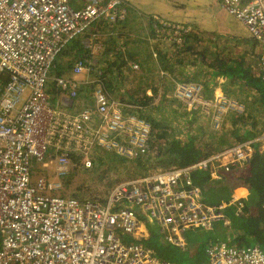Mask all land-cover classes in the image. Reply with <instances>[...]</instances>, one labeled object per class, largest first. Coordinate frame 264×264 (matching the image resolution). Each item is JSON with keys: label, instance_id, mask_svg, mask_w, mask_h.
I'll use <instances>...</instances> for the list:
<instances>
[{"label": "built area", "instance_id": "1", "mask_svg": "<svg viewBox=\"0 0 264 264\" xmlns=\"http://www.w3.org/2000/svg\"><path fill=\"white\" fill-rule=\"evenodd\" d=\"M129 2L0 0V264H171L145 250L151 221L159 225L164 242L183 249L187 229L209 230L220 221L232 229V219L224 212L231 203L236 204L235 216L242 213V196L219 205L202 202L192 172L218 160L224 163L220 167L246 165L253 144L264 140V130L191 165L120 181L104 203L51 196L48 191L60 185L56 180L40 178L31 184V161L43 159L48 149L59 176L66 175L74 156L90 168L98 150L131 161L148 151L151 122L139 114L141 106L107 93L103 73L90 81L94 107L67 113L47 103L46 83L56 56L97 21L123 20ZM220 5L261 45L257 77L264 83V0H220ZM152 19L158 24L156 35L166 42L184 41L191 31L190 24ZM72 70H88L86 60H76ZM159 76L173 81L171 95L178 102L201 107L213 130L225 112L240 115L246 109L242 100L220 89L218 83L225 81L221 76L205 85L176 81L164 70ZM54 85L64 99L80 90L63 76H57ZM207 85L215 88L212 98L205 97ZM3 180L10 182L6 194ZM144 216L148 220L142 224ZM140 248L144 252L138 254ZM205 253L204 264H264V247L242 243L233 230L224 240L207 245Z\"/></svg>", "mask_w": 264, "mask_h": 264}, {"label": "trees", "instance_id": "2", "mask_svg": "<svg viewBox=\"0 0 264 264\" xmlns=\"http://www.w3.org/2000/svg\"><path fill=\"white\" fill-rule=\"evenodd\" d=\"M152 18L151 16L149 17L150 24H148V26L150 25L151 30L154 32L155 26H158V24L157 21ZM217 37L218 36H213V38L206 39L202 36H197L192 27L191 31L185 36L186 39L184 41L181 40L178 44L168 42L169 51H167L165 47L163 49L155 47L152 50L148 48V52L141 57L139 56L141 52H139L138 56H133L132 52L126 53L127 50L123 48V54L117 51L118 48L112 50L102 48L100 55L102 56L103 54L104 56L101 57V61L111 56L113 60L109 69L106 71L110 74V79L106 86L112 81L114 84H117L115 78H117L118 75L113 73V71L119 73L118 68H121L123 65L131 69L130 63L132 62L139 63V69L142 71H139L138 74H143L148 70V67L143 65V61H147L148 58L149 61L151 59L155 60L154 65L150 69H152L151 73L158 76L160 70L172 74L176 81H195L198 76L203 75V77H209L207 84L212 83L217 76H223L229 85L236 87V90H231L228 87L226 88L227 85L225 84L226 82H224L221 85L225 93L230 94L231 91H236L237 95L243 96L241 100L246 106L244 113L241 115L231 114L227 117L221 130L214 132L211 130L209 135L205 137L204 140L201 139L200 141L198 133H203L201 124L198 126L195 125L194 127L195 130L197 129L200 132L187 130L188 132H183V136L180 134L176 135L172 129L166 125L176 118L177 120L181 119L183 122H186L188 114L192 116L191 120H193V117L201 114L199 111L188 112L186 109L184 112H179L177 109L178 106L174 105L177 104L178 101L172 96L166 98V95L162 93V98L157 104L160 105L161 109L164 111L158 112L152 109L147 112L148 107H150L148 104H150L155 97L148 94L146 89L155 87L151 89L154 93H157V88L159 87L158 83L155 85H145L140 92L136 91V94L134 90L135 96L134 98H130V100L127 99L129 100L128 102L145 108L144 116L151 122L152 129L155 131V139L151 137L148 144V147L152 150V153H149V159H151V161L164 162L165 166L170 168L184 167L206 158L209 153L220 151L223 149V146L227 145L228 142L231 143L232 140L238 142L249 140L258 136L261 131H263L264 83H262L258 77H254L251 74L249 63L247 62V57H249L248 52L243 51L234 53L232 48L229 49L225 46L226 41L222 42L225 44L223 45L217 40ZM224 38L229 37L225 36ZM69 43V45L67 44L69 51L77 53L79 48H74V46L77 45L78 42L73 40ZM206 43L208 44L207 46H205ZM143 44H146V42L144 41ZM240 44H237L238 47ZM175 45L179 47L176 49ZM152 52H155V57L152 56ZM194 63L199 65L198 70L193 68ZM96 70H99L97 64L94 71ZM244 71L248 72L247 76L241 75ZM117 79H119V76ZM242 81L248 86L247 90L242 89V83H244ZM158 82L162 86L163 80ZM168 82V87L172 89L173 81L170 80ZM51 88H53V93H57L55 92L54 85H51ZM206 96L209 98L212 95L206 94ZM172 103L174 104L172 105ZM178 104L181 105L180 102H178ZM185 114H187V118H185ZM140 115L143 116V114ZM172 127L176 126L172 124ZM257 145L256 143L253 144L252 153L246 165L234 163L228 164L226 167H220L216 172L218 178H215L209 169L193 170L192 181L201 190V201L215 205H219L223 202L228 203L233 193H235L233 194L234 198H239L244 194L245 189L240 188L236 192H234V190L238 187H245L247 189V195L241 198V202L243 203L242 213L238 216L234 215L236 209V204L234 203L227 205L224 212L232 219L230 221V223L232 222L231 228L233 231H236L242 243H257L261 247H264V152L260 151ZM146 154L143 156H146ZM108 155L110 154L98 150L96 156L93 158V164H95V161L97 164H103L105 161L107 162ZM73 159L79 160V157L74 156ZM114 161H116V159ZM136 162L141 163L142 161L136 160ZM81 165L80 163V166ZM75 166L76 165H74L66 178L63 179V176L58 178L59 181L63 179L64 186L63 191H59L60 189L57 190L59 191L57 192L59 196H66L64 189H66L73 178ZM88 192L89 191H85L83 194L85 195ZM100 201H104V199H100ZM218 223H221V221ZM148 228L150 229L149 224ZM223 239H225V235L220 234V237L217 236V239L214 240L209 239V242L214 243ZM227 242L229 244L231 243L230 240ZM144 243L155 256L162 259L172 262L174 257L180 258L181 251H174V247L168 246L169 244L156 235L155 231L152 229L149 230V237L144 240ZM206 259L207 255L204 249V252L199 256V262L195 264H204Z\"/></svg>", "mask_w": 264, "mask_h": 264}, {"label": "rangeland", "instance_id": "3", "mask_svg": "<svg viewBox=\"0 0 264 264\" xmlns=\"http://www.w3.org/2000/svg\"><path fill=\"white\" fill-rule=\"evenodd\" d=\"M150 14L158 16L159 18L167 20L168 22H178L184 25L190 24L197 36H202L206 39L213 38V36H218L217 40L221 43L226 41V45L224 43L222 44L227 46L229 49L232 48V51L234 53L243 51L248 52L249 57H247V62L249 63L250 72L254 77H257V63L259 55H261L260 46L251 37V33L248 31L245 25H243L240 21L236 20L233 16L229 15L222 9L220 0H130L127 7L126 17L123 20L119 21L116 24L99 22L92 25L86 32L70 40H76L78 42V44L74 46V48H79V50H77V53L69 51V41V44L65 45L63 50L56 56V61L54 63V66L49 71L46 83V88L49 95V98L47 100L48 105L51 107L60 108L62 110L69 109L70 111H73L74 109H71V105H73L75 102L78 105L82 103V100L86 99L84 103H88L89 105L92 104L91 91L93 86L90 84V81L92 80L89 79L90 76H93V78H95L103 73L102 76L105 84H107L110 79V74L106 71L107 69H109V66L113 62L112 60H110L112 56L101 61V57L104 56L103 54L102 56L100 55L102 48L106 50L118 48L117 51L121 53L123 52V49H125L127 50L126 53L132 52L133 56H138L139 52H141L139 55L140 57L148 52V48L152 50L155 47H160L162 49L165 47L167 48V51H169L170 49L168 47V42L163 39V36H159L160 34L156 35V30L153 32L150 28V25L148 26V24H150ZM225 36L229 37L230 39L224 38ZM144 41L146 42V44H143ZM180 42L181 40L175 41V43L177 44ZM237 44H240V46L238 47ZM207 45L208 44L206 43L205 46ZM175 47L177 49L179 46L175 45ZM152 56L155 57V52H152ZM80 58H82L83 60L89 58L92 62L96 63L97 67L99 68V72L97 73V75L92 73L90 74V76H86L84 72L72 74L74 62ZM154 62L155 60L151 59L149 61L148 58L147 61H143V65L148 67V70H146L143 75L138 74L139 71H142L140 69H136L134 71L124 65L121 68H118V71L123 75V79H125V77H129L128 80L138 78L139 81L135 82L134 87H128L127 81L123 82V80H121L122 85L125 86L126 84L127 86L124 89L130 94L121 93L119 90L107 89L110 88L109 85L106 86L107 93L110 96L120 98L123 99L122 101L128 102L130 98H134V90L136 94V91L140 92L145 85H155L160 80H163L164 83L166 82V80L168 82V80H170L169 78H161L160 76L151 73L152 69L150 68L154 65ZM197 63H194L193 66V68H195L196 70L199 69V65ZM113 73L117 72L113 71ZM241 75L247 76L248 72L244 71ZM57 76H63L66 79L71 80L72 83H77L80 85V90H78L75 97H73L72 99H64L61 97V94H59V91L54 85V79ZM197 80L205 81L203 75L198 76L195 81ZM4 84L5 83L3 82V87ZM225 84L227 85L226 88L228 87L231 90H236V87L229 85L228 82H226ZM51 85H54L55 92L57 93H53V88H51ZM205 89L206 94H211L212 91H215V88L210 85L205 86ZM242 89H248V86L245 82L242 83ZM64 91L65 95H67V90ZM163 92L166 93V98H170L169 96H167V93L170 94V92H167L165 88L158 87L156 94ZM230 94L239 99L243 98L242 95H237L236 91H231ZM157 99L158 96L156 97L155 102H151L155 104H148L150 107H148L147 112L152 109H155L158 112L164 111L163 109H161L160 105L156 104ZM64 104L69 106L63 107ZM173 104L174 103H172V105ZM174 105L178 106L177 109L179 110V112H184V110H186L183 104L180 105L177 102V104ZM144 113L145 108H141L139 110V114H143L144 116ZM185 116V118H187V114H185ZM191 119L192 116L188 114L186 122H183L181 119L177 120L176 118L168 122V124L166 125H168V127L171 128L176 135H179L181 133L183 134V132L187 130L200 132L197 129L195 130L194 127L195 125L198 126L199 124H201L203 133H198V136L200 141L201 139L204 140L205 137H207L211 132L208 124V119L203 116V114L193 117V120ZM172 124H174L176 127H172ZM151 137L152 139H155V131L152 132ZM235 143H238V141L232 140L231 143L228 142V144L223 146V148L232 146ZM256 144H258V149L261 148L264 151V140H262L260 143L257 142ZM48 150L49 151H47L43 159H33L31 161L29 167V177L33 179L32 184H34L37 179L40 180V178H44L47 183L50 181H54L56 178V163L54 161V158L48 156L50 150L52 149ZM106 153L110 154L107 156V162L105 161L103 164H97V162L95 161V164H93V166L90 168H86L83 165L80 166V160H74L73 158L69 160L68 172L63 176V179L70 174L74 165H76V168L74 170L72 176L73 178L70 184L66 187V189H64L66 196L89 200L105 199L114 190L116 184H118L120 181L147 176L153 174L154 172H157L158 170L170 168L165 166L164 162L151 161V159H149V153H152V150L149 147L146 156L138 159L142 161L141 163H137L136 160L114 161L117 157H115L110 152ZM218 165H224L223 161H215L214 163H212L211 169H219L220 166ZM63 179L60 180V183L62 181L61 187L57 188V190L60 189L59 191H63ZM85 191L89 192L84 195L83 192ZM147 220L148 217L144 216V219L141 220V222L145 224ZM149 226L150 229L154 230L155 234L162 239L163 235L159 230V225L157 224V222L151 221L149 223ZM231 232L232 229L227 228L222 222H216L214 226L209 230H205L202 227L187 229L184 234V248L181 249L173 246L174 251H181V259L174 257L172 259L173 263L171 262V264H195L199 262V256L202 254V252H204L205 247L211 243L209 242L210 240L217 239V236L220 237V234L227 235Z\"/></svg>", "mask_w": 264, "mask_h": 264}, {"label": "bare ground", "instance_id": "4", "mask_svg": "<svg viewBox=\"0 0 264 264\" xmlns=\"http://www.w3.org/2000/svg\"><path fill=\"white\" fill-rule=\"evenodd\" d=\"M126 16V15H125ZM97 22H100V21H97ZM119 21H116V22H114V23H111V24H116V23H118ZM172 39V38H171ZM261 49H262V47H261V45H260V51H261ZM132 63H130V67H131V69L132 70H136V69H139V65L137 66V68H133L132 67V65H131ZM86 66H87V69L88 70H84L83 72L85 73V75L86 76H90L88 73L89 72H92V71H94V69L96 68V63H94V62H92L90 59H86ZM89 79H93V77H90ZM91 93H92V91H91ZM205 97H207L206 96V92H205ZM213 96H211V97H209V98H212ZM92 98V97H91ZM208 98V97H207ZM175 99H177V98H175ZM86 99H84V100H82V103L81 104H78L77 105V103L75 102L73 105H71V109H74L73 111H70L69 109H64L63 111H65V112H67V113H79V111L80 110H82V109H85V108H91V107H94V100H93V98H92V104H88V103H84V101H85ZM88 104V105H87ZM181 104H183V103H181ZM184 106H185V108L187 109V111L188 112H193V111H199L201 114H203V116H205L207 119H208V121H209V127H210V117H209V115H206L204 112H202L201 111V107H199V106H191V105H188V104H183ZM66 106H69V105H66V104H64L63 105V107H66ZM232 113H229V112H225V114H224V116L222 117V120H221V122H220V126L216 129V130H213V128H211L210 127V129H212L213 131H219V130H221L222 129V127L224 126V124H225V122H226V119H227V117L228 116H230ZM241 115V114H240ZM40 136V134L38 135V137ZM222 150V149H221ZM211 165H212V162H207L206 163V166H205V170L206 169H209L210 170V172H211V174L215 177V178H218V174H216V172H217V170H212L211 169ZM220 168V167H219ZM62 176H64V175H62ZM60 176L59 175H56V178H55V180L56 181H58V182H60L59 180H58V178H59ZM38 182V179L36 180V182L34 183V184H32V182H31V184L32 185H36V183ZM9 181H5V180H3V193H7V186L9 185ZM59 187H61V183H60V185H59ZM15 191H17V190H15ZM57 191V189H55V190H50V191H48V194L49 195H57L58 197H60L59 195H58V193L56 192ZM109 197V195L107 196V198ZM107 198H105L104 199V201H100V200H89V201H97V202H101V203H104L105 201H107ZM0 242H1V239H0ZM229 244V243H228ZM145 250L147 251V250H149V248H145ZM142 252H144V250L142 249V248H140V249H138V251H137V253L139 254V253H142Z\"/></svg>", "mask_w": 264, "mask_h": 264}, {"label": "crops", "instance_id": "5", "mask_svg": "<svg viewBox=\"0 0 264 264\" xmlns=\"http://www.w3.org/2000/svg\"><path fill=\"white\" fill-rule=\"evenodd\" d=\"M126 54V53H125ZM259 57H260V55H259ZM110 60H112L111 58H110ZM116 75H118L119 76V79H117L118 78V76H117V78H115L116 79V81H117V84H114L113 83V81L109 84V87L110 88H107V89H110V90H119L121 93H124V94H126V93H128V92H126V90L124 89L125 87H130V86H132V87H134L135 86V82L137 81H139V79L137 78V79H133V80H128L129 79V77H125V79H123V75H122V73H115ZM144 74V73H143ZM143 74H141V75H143ZM171 76H172V78H173V75L172 74H170ZM174 79V78H173ZM121 80H123V82L124 81H127V86H126V84H125V86H123L122 85V82H121ZM168 81H170V80H168ZM168 83L169 82H167V80H166V82L164 83L163 82V84H162V86L159 84V82H158V86L160 87V88H165V90L167 91V92H170V94L169 93H167V96H172L171 95V89L168 87ZM146 92L147 93H149V94H151V96L152 97H155V99H156V97L158 96V99H157V101H156V104H157V102L162 98V95L163 94H165L166 95V93H164L163 92V94L162 93H159V94H156V93H154L153 91H152V89L149 87V88H147L146 89ZM162 94V95H161ZM161 95V96H160ZM211 95L213 96L214 94H213V91L211 92ZM118 100H120V101H122L123 99H120V98H117ZM155 99H153V101L155 102ZM124 102V101H123ZM210 128V127H209ZM210 130H212V129H210ZM263 130V129H262ZM213 131V130H212ZM262 132V131H261ZM180 135H182V133L180 134ZM257 137V136H256ZM240 188H243V189H245V191H244V194L242 195V196H244V197H246V195H247V189L246 188H244V187H238V188H236L235 190H234V192H236V191H238V189H240ZM235 194V193H234ZM243 197V198H244ZM143 224V223H142ZM162 240H163V238H162Z\"/></svg>", "mask_w": 264, "mask_h": 264}, {"label": "clouds", "instance_id": "6", "mask_svg": "<svg viewBox=\"0 0 264 264\" xmlns=\"http://www.w3.org/2000/svg\"><path fill=\"white\" fill-rule=\"evenodd\" d=\"M150 16L151 17H153L154 15H152V14H150ZM191 29H192V26H191ZM55 61H56V59H55ZM113 61V60H112ZM55 63V62H54ZM134 63H136V62H134ZM138 64V63H137ZM139 65V64H138ZM97 71H99V70H97ZM90 75V74H89ZM171 76V75H170ZM172 77V76H171ZM221 77H223V76H221ZM224 78V77H223ZM207 77H204V85L205 84H207ZM225 79V78H224ZM175 80V79H174ZM198 81V80H197ZM199 82H202V81H199ZM225 82V81H224ZM224 82H221V83H218V86L220 87V89L225 93V91L223 90V88H222V85L221 84H223ZM226 94H228V95H231V94H229V93H226ZM231 96H233V95H231ZM233 97H235V96H233ZM235 98H237V97H235ZM239 99V98H238ZM239 100H241V99H239ZM227 129V128H226ZM263 129H264V127H263ZM214 132V131H213ZM223 132V131H222ZM262 133V132H261ZM260 133V134H261ZM259 134V135H260ZM258 135V136H259ZM219 151V150H218ZM218 151H214V152H212L211 154H209L208 156H210V155H212L213 153H215V152H218ZM122 160V159H121ZM31 180H32V178H31ZM62 182V181H61ZM245 188V187H244ZM234 194V193H233ZM233 194H232V196H233ZM221 240H219V241H217V242H220ZM217 242H214V243H217ZM211 244V243H210ZM171 263V262H170Z\"/></svg>", "mask_w": 264, "mask_h": 264}, {"label": "flooded vegetation", "instance_id": "7", "mask_svg": "<svg viewBox=\"0 0 264 264\" xmlns=\"http://www.w3.org/2000/svg\"><path fill=\"white\" fill-rule=\"evenodd\" d=\"M241 165V164H240ZM61 184H62V182H61ZM63 198H75V197H71V196H62ZM75 199H77V200H79V201H86V200H89V199H78V198H75ZM230 223V222H229ZM158 257V256H157ZM159 259H162V258H160V257H158Z\"/></svg>", "mask_w": 264, "mask_h": 264}]
</instances>
